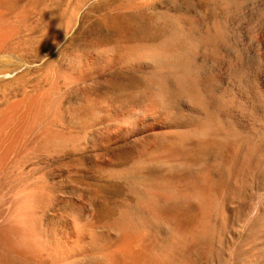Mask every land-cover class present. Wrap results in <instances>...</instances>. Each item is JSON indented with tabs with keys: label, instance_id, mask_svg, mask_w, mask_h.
<instances>
[{
	"label": "bare ground",
	"instance_id": "bare-ground-1",
	"mask_svg": "<svg viewBox=\"0 0 264 264\" xmlns=\"http://www.w3.org/2000/svg\"><path fill=\"white\" fill-rule=\"evenodd\" d=\"M75 1L29 23L34 4L0 0V264L78 253L108 264H264V0H205L208 11L196 0H128L103 24L123 21L133 38L58 67L46 59L36 81L26 78L19 69L37 42L80 25L85 0ZM113 73L134 82L58 112L60 79ZM89 141L137 147L93 173L121 183L129 201L69 216L46 252L29 227L25 165Z\"/></svg>",
	"mask_w": 264,
	"mask_h": 264
},
{
	"label": "rangeland",
	"instance_id": "rangeland-1",
	"mask_svg": "<svg viewBox=\"0 0 264 264\" xmlns=\"http://www.w3.org/2000/svg\"><path fill=\"white\" fill-rule=\"evenodd\" d=\"M74 1L75 0H18V6L29 3L34 4L35 9L28 15V22L35 23L38 19L39 12L44 8H46V12H48V10L49 12L50 10L53 11L55 8L64 9V7L73 4ZM129 1L87 0L86 2L85 0L83 2L84 4L82 3V5L79 6L80 10L78 9L80 13H82L80 25L58 38L50 37L41 41V43L37 42L35 45L36 49L33 50L34 53L32 52L30 56L24 55L27 60L29 58L28 63L31 62V64L28 65L29 69L25 67V70L22 68L19 69V72L23 73L25 71L26 78L30 77L29 79L36 81L37 78L42 75L41 73L43 71H39L35 68L41 65L44 60L46 61V59L47 61L55 59V65L58 67L64 64L67 59L76 58L77 56L89 53L95 49L103 48L108 44L120 40L126 43L127 40L133 38V36L131 30L125 29V23L121 21L120 24L121 28H123V30L125 29L124 33H126V35L122 32L121 28L118 29L119 31L116 29L111 31L110 29L112 27L108 26L105 22V24H103V20L109 22L111 18L107 17V20L105 16L111 13L108 11H111L113 7L120 3ZM197 2H199L198 5L201 9L205 11L208 9L205 6V0H196V3ZM104 16L105 19L103 18ZM132 21H134L133 24L135 25H138V23L139 25L143 24L140 19H138L139 22L137 19H133ZM106 25L109 29L106 28ZM33 65L34 67H32ZM74 78H70L68 82L60 79L58 83V88L60 89H57L58 92H56L59 97L55 94V97H57L55 98V102L57 103L56 107H58V112L64 113V115L77 102L89 100L100 92L115 90L121 81H126L128 87H131L134 82L132 75L120 73L97 77L94 78V80L85 78H79L80 80H78ZM30 85L32 86L33 84ZM17 86L20 87L19 85ZM17 86H13V94H16L20 90L21 87L18 88ZM95 135L100 137L102 135L105 136L104 132L101 130H96ZM136 151L137 147L133 145L125 146L121 144L112 145L101 143L97 146L95 143L89 141L83 143L79 151L66 149L57 154L53 151H43L44 153H36L37 155L34 156V158L32 157L31 161L29 160L31 163H29V161L27 162L28 164L25 165V168L27 167L25 169V174H29L30 176L28 175L26 178L25 175L24 181L26 182V187L29 189L26 188L24 194H28V199L30 200V202L27 200L28 204L26 205V208L29 205L27 209V211L29 210L27 212V217H30L29 227L37 235L46 252L56 249L61 243L63 238L62 234L67 225V220L70 218L69 216L78 214L83 218H87L90 210L88 208H90L91 204L94 205L99 200L105 203L109 208H115L116 205L129 201V195L121 183H112L102 179H95L93 173L99 165L105 161L113 162L115 166L126 163L135 155ZM26 180H29V182ZM32 183H34V186H32ZM27 191L28 193H25ZM103 217H105V215ZM84 254L85 253H81L80 255V253H78L72 257H68V259L65 258L66 262L62 259L59 264H108L106 261L107 259L103 256H90ZM39 259L40 260L35 264H52L46 257L43 258L42 256Z\"/></svg>",
	"mask_w": 264,
	"mask_h": 264
}]
</instances>
